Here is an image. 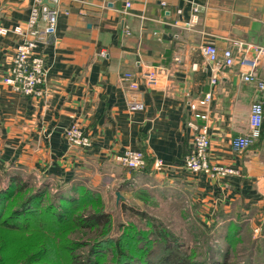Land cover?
<instances>
[{
    "label": "crops",
    "instance_id": "obj_1",
    "mask_svg": "<svg viewBox=\"0 0 264 264\" xmlns=\"http://www.w3.org/2000/svg\"><path fill=\"white\" fill-rule=\"evenodd\" d=\"M33 4L0 0V32H6L0 34V165L52 186H83L115 198L120 192L116 207L140 192L186 195L233 215L223 218L226 227L242 226L249 216L264 226V122L250 149L238 153L231 146L248 132L251 105L264 103V92L242 79L249 69L239 64L212 84L214 64L202 52L215 46L221 58L237 40L251 45L247 56L255 58L264 48V0L63 1L52 6L58 11L55 34L36 49L47 68L46 95L39 99L4 83L23 40L15 28L29 20ZM151 68L161 70L155 87L142 77ZM253 73L264 80V58ZM126 74L137 90L129 88ZM208 92L213 101L200 108L208 119L197 123L209 126L210 160L239 176L214 179L183 168L193 151L190 103ZM134 103L144 109L132 111ZM75 122L91 138L90 148L69 146L65 134ZM127 150L144 152L142 171L115 161ZM157 160L162 170H154Z\"/></svg>",
    "mask_w": 264,
    "mask_h": 264
},
{
    "label": "trees",
    "instance_id": "obj_2",
    "mask_svg": "<svg viewBox=\"0 0 264 264\" xmlns=\"http://www.w3.org/2000/svg\"><path fill=\"white\" fill-rule=\"evenodd\" d=\"M8 177L7 187L0 189V264L200 263L163 229H156L163 251L156 262L152 258L156 248L152 250L148 238L135 230L112 237L110 215L99 194L86 187L60 184L53 193L55 187L47 180L35 186L33 177L26 179L21 171L9 172ZM86 228L95 233L92 240L71 238ZM232 228L230 234L240 233V226ZM79 250L84 252L78 254Z\"/></svg>",
    "mask_w": 264,
    "mask_h": 264
},
{
    "label": "built area",
    "instance_id": "obj_3",
    "mask_svg": "<svg viewBox=\"0 0 264 264\" xmlns=\"http://www.w3.org/2000/svg\"><path fill=\"white\" fill-rule=\"evenodd\" d=\"M63 1L76 2L78 0H34L31 8L29 20L22 26H17L15 32L22 36L23 40L14 51L9 73L4 79V83L12 88L13 91L31 98H43L45 90L43 86L46 83L47 68L44 59L37 55L36 49L39 44L44 43L56 31V22L58 11L51 5H60ZM131 5L128 3L127 8ZM194 14L198 12L197 7H193ZM6 32L0 34H5ZM242 41L233 40L231 45L223 50L221 58H218V49L215 46H206L202 52L206 59L214 64L212 84H216L220 73L227 68H233L239 64L247 67L248 72L243 73L242 79L247 83L256 84L257 88L264 92V80L257 78L253 70L257 67L260 58H264V48H257V56L249 58L247 53L251 49ZM160 69L151 68L142 73L145 84L148 87H155L158 83ZM126 80L129 81V88L138 89V84L133 80L132 74H126ZM213 101V94L206 93L201 99L190 103V109L193 112V120L189 123L192 129L193 151L187 155L183 162V168L193 175H207L214 179H226L240 175V171L229 166L212 164L210 160L211 140L209 135V126L198 124L197 120H207L208 114L200 111V108L207 109ZM132 111L144 109L142 103L130 105ZM264 122V103L257 100L252 103L249 117V128L245 135L232 139L231 146L235 152H243L250 149L253 144L261 137L262 126ZM65 138L71 148L86 149L92 145L91 138L84 133L81 125L75 122L65 134ZM117 163L131 171H141L146 167V156L140 150H127L122 154L114 156ZM164 168L162 161L157 160L154 163V170L159 171Z\"/></svg>",
    "mask_w": 264,
    "mask_h": 264
},
{
    "label": "rangeland",
    "instance_id": "obj_4",
    "mask_svg": "<svg viewBox=\"0 0 264 264\" xmlns=\"http://www.w3.org/2000/svg\"><path fill=\"white\" fill-rule=\"evenodd\" d=\"M11 171V167L0 165V189L7 187ZM23 177L27 179L24 173ZM31 181L35 186L44 182ZM54 187L53 193L59 188ZM99 196L104 211L111 217L112 237L118 238L125 229L135 230L140 236L148 238L153 244L152 250L156 248L152 252L155 262L163 252L156 238V229H163L169 234L170 240H175L177 247L194 256L201 264H264V226H259L250 216L240 226V233L230 234L233 228L224 226L223 218L233 219V215L221 212L220 207H212V204H206L205 201H193L189 196L186 198V195L172 199L160 193L149 197L140 192L138 195L132 194L118 207L114 194ZM231 235L233 238H230ZM94 237L95 233L88 228L71 235L72 239L83 242ZM83 252L79 250L78 254Z\"/></svg>",
    "mask_w": 264,
    "mask_h": 264
},
{
    "label": "water",
    "instance_id": "obj_5",
    "mask_svg": "<svg viewBox=\"0 0 264 264\" xmlns=\"http://www.w3.org/2000/svg\"><path fill=\"white\" fill-rule=\"evenodd\" d=\"M44 3H45V4H48V0H44ZM51 6H53V5H51ZM116 198H117V202H119L120 199L122 198L120 192H117V193H116Z\"/></svg>",
    "mask_w": 264,
    "mask_h": 264
}]
</instances>
